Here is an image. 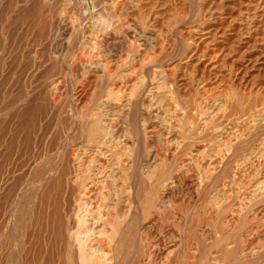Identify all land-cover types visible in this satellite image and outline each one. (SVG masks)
Wrapping results in <instances>:
<instances>
[{
	"label": "rangeland",
	"instance_id": "rangeland-1",
	"mask_svg": "<svg viewBox=\"0 0 264 264\" xmlns=\"http://www.w3.org/2000/svg\"><path fill=\"white\" fill-rule=\"evenodd\" d=\"M86 1L0 0V264H264V0Z\"/></svg>",
	"mask_w": 264,
	"mask_h": 264
},
{
	"label": "bare ground",
	"instance_id": "bare-ground-1",
	"mask_svg": "<svg viewBox=\"0 0 264 264\" xmlns=\"http://www.w3.org/2000/svg\"><path fill=\"white\" fill-rule=\"evenodd\" d=\"M80 2H81V10H82V13L83 14H86L87 12H88V9H87V7H86V3H87V1L86 0H80ZM124 5L126 6V10H133L134 11V9H132L131 7V5H129L130 4V2L128 1V0H124ZM158 2H160L161 3V1H158ZM175 2V1H174ZM132 4V3H131ZM181 4H183L182 2H181ZM165 5V4H164ZM182 6V5H181ZM177 8V7H176ZM180 8V7H179ZM156 9V8H155ZM158 10V9H157ZM177 10H178V8H177ZM209 10V9H208ZM156 12V11H155ZM211 13V12H210ZM128 15V14H127ZM153 21L155 22L156 21V19L158 18V16H159V13L158 12H156V13H154L153 15ZM213 17V16H212ZM125 19H126V17H125ZM124 19V20H125ZM118 22V21H117ZM114 26H115V24H114ZM180 28V27H179ZM141 29V28H140ZM64 32L65 33H69L70 32V28H68V27H65L64 29ZM71 31H72V29H71ZM113 31H115V30H113ZM113 31H112V33H113ZM177 32V31H176ZM111 33V35H114V34H112ZM110 35V36H111ZM182 36V35H181ZM198 50V49H197ZM193 51V50H192ZM196 51V50H195ZM237 62H239L238 60H237ZM249 62V61H248ZM248 64V63H247ZM246 65V64H245ZM3 71V70H2ZM128 77V76H127ZM10 79V78H9ZM12 79V78H11ZM15 78H13V80H14ZM21 80V79H20ZM15 81V80H14ZM10 82V84H11V82L12 81H9ZM117 85V84H116ZM23 86V85H22ZM15 90V89H14ZM7 91V90H6ZM19 91V90H18ZM22 91H23V89H22ZM5 92V91H4ZM6 93V92H5ZM17 93V92H16ZM1 94V93H0ZM4 95V94H3ZM10 96V95H9ZM8 96V98L10 99V97ZM15 96V95H14ZM82 98V97H81ZM14 99V98H13ZM124 101V100H123ZM111 104V103H110ZM16 105V104H15ZM22 109V108H21ZM14 113V112H13ZM131 113V112H130ZM11 116V115H10ZM18 116V115H17ZM8 118V117H7ZM1 119V118H0ZM16 119V118H15ZM6 120H8V119H6ZM2 121V120H1ZM5 122V121H4ZM11 124H13V123H11ZM143 124V123H142ZM3 125H4V123H3ZM31 125V124H30ZM1 126V125H0ZM10 128V127H9ZM40 128V127H39ZM30 129V128H29ZM41 130H42V128H41ZM40 130V131H41ZM34 132V131H33ZM152 132V131H151ZM30 133V132H29ZM9 135H10V133H9ZM39 135V134H38ZM46 135V134H45ZM178 135V134H177ZM22 136V135H21ZM37 136V135H36ZM7 137V136H6ZM47 137V136H46ZM173 137V136H172ZM6 139V138H5ZM10 139V138H9ZM140 140V139H139ZM170 140V139H169ZM17 141V140H16ZM34 141V140H33ZM47 145V144H46ZM3 147H4V145H3ZM17 147V146H16ZM49 147V146H48ZM5 149V148H4ZM21 149V148H20ZM25 149V148H24ZM47 149V148H46ZM3 150V149H2ZM19 150V149H18ZM38 150V149H37ZM15 153V152H14ZM19 153V152H18ZM34 152H32V154H33ZM68 156V155H67ZM160 156V155H159ZM13 157V156H12ZM22 159V158H21ZM20 160V159H19ZM33 160V159H32ZM12 161V160H11ZM13 162V161H12ZM32 162V161H31ZM37 162V161H36ZM29 163V162H28ZM33 163V162H32ZM157 163V162H156ZM8 164V163H7ZM11 165V164H10ZM163 166V165H162ZM153 167V166H152ZM151 167V168H152ZM8 168V167H7ZM13 170V169H12ZM148 170V169H147ZM152 170V169H151ZM21 171V170H20ZM154 171V170H153ZM2 173H4V172H2ZM30 175V174H29ZM4 176V175H3ZM14 176H17V175H14ZM9 177V176H8ZM12 177V176H11ZM179 177V176H178ZM1 178V177H0ZM189 179V178H188ZM15 180V179H14ZM173 180V179H172ZM2 181V183H3V189H0V192L2 191V193L0 194V195H4L5 193H8V192H10V182H9V179L8 180H1ZM12 181V180H11ZM18 181V180H17ZM159 182V181H158ZM70 183V182H69ZM174 183V182H173ZM194 183V182H193ZM1 184V183H0ZM163 184H165V183H163ZM181 184V183H180ZM191 184V183H190ZM167 185V184H166ZM28 186V185H27ZM67 187V186H66ZM156 187V186H155ZM189 187V186H188ZM197 187V186H196ZM20 188V187H19ZM45 188V187H44ZM169 188V187H168ZM21 189V188H20ZM30 190H31V188H29ZM177 189V188H176ZM179 189V188H178ZM189 190H190V188H189ZM198 190V189H197ZM151 191V190H150ZM164 191V190H163ZM175 191V190H174ZM177 191V190H176ZM195 191V190H194ZM18 192V191H17ZM34 192V191H33ZM38 192V191H37ZM67 192V191H66ZM183 192V191H182ZM173 193V192H172ZM190 193V192H189ZM25 194V193H24ZM177 194V193H176ZM164 195H167L168 197H169V194H164ZM171 196H172V194H171ZM195 196V195H194ZM179 197V196H178ZM8 200H10V199H8ZM1 201V200H0ZM8 202V201H7ZM166 202V201H165ZM169 202V201H168ZM171 202V201H170ZM17 203V202H16ZM22 203V202H21ZM33 203V202H32ZM67 203H68V201H67ZM13 205V204H12ZM35 205V204H34ZM164 205V204H163ZM20 206V205H19ZM22 207V206H21ZM120 207V206H119ZM154 206H152V208H153ZM158 207V206H157ZM121 208H123V207H121ZM9 209V208H8ZM74 209V208H73ZM76 209V208H75ZM5 210V209H4ZM24 210V209H23ZM31 210V209H30ZM33 210V209H32ZM9 211V210H8ZM22 211V210H21ZM21 211H19V212H21ZM117 211V210H116ZM121 211V210H120ZM31 212V211H30ZM29 212V213H30ZM62 212V211H61ZM123 212V211H122ZM22 213V212H21ZM25 213V212H24ZM28 213V214H29ZM156 212H154V214H155ZM37 215V214H36ZM54 215V214H53ZM73 215H74V213H73ZM125 215V214H124ZM22 216V215H21ZM66 216V215H65ZM68 216V215H67ZM75 216V215H74ZM84 216V215H83ZM127 216V215H126ZM25 217V216H24ZM27 217V216H26ZM160 217V216H159ZM3 220V217H0V222ZM22 221H23V219H21ZM26 220V219H25ZM24 220V221H25ZM68 220V219H67ZM143 220V219H142ZM34 221V220H33ZM146 221V220H145ZM154 221V220H153ZM157 221V220H156ZM155 221V222H156ZM18 222H21V221H18ZM30 222V221H29ZM28 222V223H29ZM32 222V221H31ZM30 222V223H31ZM65 222V221H64ZM76 222V221H75ZM142 222V221H141ZM48 223V222H47ZM143 223V222H142ZM53 224V223H52ZM139 224H141V223H139ZM21 225V224H20ZM26 225V224H25ZM53 226V225H52ZM67 226V225H66ZM70 226V225H69ZM73 226V225H72ZM76 226V225H75ZM26 227V226H25ZM54 227V226H53ZM4 228V227H3ZM32 228V227H31ZM35 228H36V226H35ZM70 228V227H69ZM145 228V227H144ZM14 228H12V230H13ZM68 229V228H67ZM2 230V229H1ZM31 230V229H30ZM30 230H28V231H30ZM103 230H104V228H103ZM140 230V229H139ZM6 231V230H5ZM8 231V230H7ZM18 231V230H17ZM102 231V230H101ZM117 231V230H116ZM115 231V232H116ZM62 232V231H61ZM24 233V232H23ZM45 234V233H44ZM96 234V233H95ZM8 235V234H7ZM14 235V234H13ZM18 235H19V233H18ZM40 235V234H39ZM6 237V236H5ZM11 237V236H10ZM44 237V236H43ZM51 237V236H50ZM7 238V237H6ZM17 238V237H16ZM31 238V237H30ZM45 239V238H44ZM182 239V238H181ZM3 240V239H2ZM22 240L24 241V239L22 238ZM21 240V241H22ZM47 240V239H46ZM93 240V239H92ZM1 241V240H0ZM11 241V240H10ZM13 241H15V239H13ZM20 241V242H21ZM29 241H31V240H29ZM68 241H70V240H68ZM184 241V240H183ZM99 242V241H98ZM179 242H181V241H179ZM185 242V241H184ZM3 243V242H2ZM9 243V242H8ZM15 244V243H14ZM23 244V243H22ZM183 244V243H182ZM1 245V244H0ZM24 245V244H23ZM35 245V244H34ZM37 245V244H36ZM47 245V244H46ZM56 245V244H55ZM67 245H68V243H67ZM66 245V247H68ZM75 245H76V243H75ZM139 245V244H138ZM180 245V244H179ZM19 246V245H18ZM49 246V245H48ZM77 246V245H76ZM173 246V245H172ZM142 247V246H141ZM140 247V248H141ZM180 247V246H179ZM16 248V247H15ZM24 248V247H23ZM72 248V247H71ZM70 248V249H71ZM177 249H178V247H177ZM2 250V249H1ZM59 250V249H58ZM142 250V249H141ZM163 250V249H162ZM182 250V249H181ZM180 250V251H181ZM23 251H24V249H23ZM71 251V250H70ZM179 251V250H178ZM9 252V251H8ZM18 252V251H17ZM69 252V251H68ZM154 252V251H153ZM165 252V255H167V256H165V258H169V256L171 255L170 253H171V250L170 249H167V250H164L163 251V253ZM177 252V251H176ZM44 253V252H43ZM149 253V252H148ZM179 253V252H178ZM20 254H22V253H20ZM147 254V253H146ZM151 254V253H150ZM170 254V255H169ZM18 255V254H17ZM58 255V254H57ZM76 255H78V257H79V263L80 264H99V262L105 257V254L103 253V251H102V249H101V246L97 243V244H91V245H88V246H86V245H83L82 243L79 245V247H78V254L76 253ZM140 255H142V253L140 254ZM156 255V254H155ZM182 255V254H181ZM45 256V255H44ZM69 256V255H68ZM150 256V255H149ZM172 256V255H171ZM5 257H7V256H5ZM163 257V256H162ZM177 257H178V254H177ZM110 258V257H109ZM7 259V258H6ZM9 259V258H8ZM22 259V258H21ZM31 259H33V258H31ZM178 259H179V257H178ZM104 260L106 261V258H104ZM109 260V259H108ZM164 260V259H163ZM181 260V259H180ZM43 261V260H42ZM146 261V260H145ZM17 262V261H16ZM52 262V261H51ZM142 262V261H141ZM176 262V261H175ZM180 262V261H179ZM2 263V262H1ZM40 263V262H39ZM55 263V262H54ZM140 263V262H139ZM155 263V262H154ZM172 263V262H171ZM178 263V262H177ZM42 264V263H41ZM212 264V263H211Z\"/></svg>",
	"mask_w": 264,
	"mask_h": 264
}]
</instances>
